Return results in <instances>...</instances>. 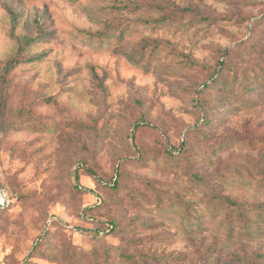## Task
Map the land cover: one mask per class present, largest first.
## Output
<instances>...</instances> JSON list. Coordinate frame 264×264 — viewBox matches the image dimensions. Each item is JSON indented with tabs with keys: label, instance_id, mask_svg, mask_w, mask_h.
I'll return each mask as SVG.
<instances>
[{
	"label": "rangeland",
	"instance_id": "374dc122",
	"mask_svg": "<svg viewBox=\"0 0 264 264\" xmlns=\"http://www.w3.org/2000/svg\"><path fill=\"white\" fill-rule=\"evenodd\" d=\"M262 21L264 0H0V94L16 126L0 131V264H98L90 255L109 247L264 264V238H229L226 214H210L224 199L264 204V102L236 107L203 87L225 52L233 69L264 67ZM40 31L51 35L26 54L44 58L4 76ZM200 101L213 123L197 135ZM188 212L202 229H187Z\"/></svg>",
	"mask_w": 264,
	"mask_h": 264
},
{
	"label": "trees",
	"instance_id": "16d2710c",
	"mask_svg": "<svg viewBox=\"0 0 264 264\" xmlns=\"http://www.w3.org/2000/svg\"><path fill=\"white\" fill-rule=\"evenodd\" d=\"M157 8L162 9V11L166 12L167 8L160 6L158 3H155ZM169 19V15L167 14V18ZM264 22V21H262ZM51 34L45 33L43 31L37 32L35 36H23L19 39V47L15 57L5 62L1 71L4 76L9 75L13 69H15L19 64L22 63H31L37 62L44 58L43 54H38L35 56H28L26 52L31 49L33 46L37 45L38 42L42 41L43 38L49 36ZM258 37H260L258 35ZM150 44H146L148 47ZM145 48V47H144ZM260 52V54H264V45L257 43V48L254 52ZM259 54L260 57H262ZM123 55L127 57L128 60L132 62H138V59L135 58L134 55L129 54L123 51ZM226 56V59L223 62H219L212 75L209 78V83H204V90H215L219 92L222 99L226 101L227 104L233 105L236 107H246L247 109L250 107H254L261 102H264V67L259 68L258 70L247 69V68H236L233 69L229 61L233 57V54L230 52L223 53V56ZM262 61H264L262 59ZM255 93V97L260 98L261 100H256V98H248V94ZM7 94H0V131L6 132L8 130L16 129L14 123H11L7 119V111H8V99ZM196 107H200L205 114L203 119L199 120L198 128L193 131L197 135L200 134L199 127H209L213 123V119L210 118V114L212 113V108L209 103L201 102ZM149 127L148 124L138 125L136 127V133L142 129ZM132 140H137V137L131 134L130 137ZM136 142V146H137ZM139 148V146H138ZM148 156V152L143 151L142 157L146 159ZM168 159L179 160L180 156L176 154V150H169L166 153ZM121 176V172H119L117 179L113 181L112 188L117 190L121 187V182L119 177ZM2 186V185H1ZM180 201V205H183ZM224 203L219 204H210L213 207V211L210 213L215 216L216 212H222L226 214L225 216L229 218L230 223L226 224L228 227L227 234L229 238L239 235L238 237L246 238L248 240L264 238V204L256 205L253 207V211L248 212L247 210H242L241 206L238 203H235L231 200L224 199ZM4 209L0 210V213ZM207 217L198 216L196 213L191 214L187 213V229L189 231L200 230L204 226L203 220ZM227 221L228 219L225 218ZM232 222H235V225H232ZM115 227L114 224L111 225L113 229ZM126 248L124 247H109L106 248L103 256L93 252L90 256L92 259H96L98 264H168L171 260H175L176 256H154V255H131L126 253ZM71 252V251H70ZM75 254V252H74ZM78 254L76 253V257ZM103 258L102 262L100 259ZM77 260V259H76Z\"/></svg>",
	"mask_w": 264,
	"mask_h": 264
},
{
	"label": "water",
	"instance_id": "95a60500",
	"mask_svg": "<svg viewBox=\"0 0 264 264\" xmlns=\"http://www.w3.org/2000/svg\"><path fill=\"white\" fill-rule=\"evenodd\" d=\"M0 195H1V202H0V210L5 208L8 204L7 200H6V195L4 192L3 187L0 184Z\"/></svg>",
	"mask_w": 264,
	"mask_h": 264
}]
</instances>
